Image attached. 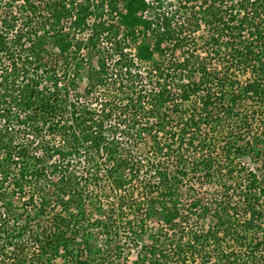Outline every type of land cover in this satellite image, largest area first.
<instances>
[{"label":"trees","instance_id":"1","mask_svg":"<svg viewBox=\"0 0 264 264\" xmlns=\"http://www.w3.org/2000/svg\"><path fill=\"white\" fill-rule=\"evenodd\" d=\"M118 263L264 264V0H0V264Z\"/></svg>","mask_w":264,"mask_h":264},{"label":"rangeland","instance_id":"2","mask_svg":"<svg viewBox=\"0 0 264 264\" xmlns=\"http://www.w3.org/2000/svg\"><path fill=\"white\" fill-rule=\"evenodd\" d=\"M135 252H136V249H132V251L127 254L129 259H133L135 257V254H136ZM118 264H121V263H118Z\"/></svg>","mask_w":264,"mask_h":264}]
</instances>
